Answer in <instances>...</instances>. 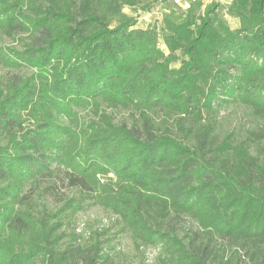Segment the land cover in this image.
Wrapping results in <instances>:
<instances>
[{
  "label": "trees",
  "instance_id": "obj_1",
  "mask_svg": "<svg viewBox=\"0 0 264 264\" xmlns=\"http://www.w3.org/2000/svg\"><path fill=\"white\" fill-rule=\"evenodd\" d=\"M141 3L0 0V27L32 38L1 50V62L33 69L0 86V264H116L102 232L60 244L65 217L85 200L138 247L157 248L160 264H264V158L249 137L219 141L213 118L240 105L264 119V0H233L234 27L219 4L201 12L200 1L161 29L113 25ZM103 104L132 110L141 127L107 114L81 121L78 109ZM155 112L185 136L195 129V143L157 127ZM43 186L75 192L36 213ZM185 218L196 229L182 235Z\"/></svg>",
  "mask_w": 264,
  "mask_h": 264
},
{
  "label": "rangeland",
  "instance_id": "obj_2",
  "mask_svg": "<svg viewBox=\"0 0 264 264\" xmlns=\"http://www.w3.org/2000/svg\"><path fill=\"white\" fill-rule=\"evenodd\" d=\"M141 1L140 6L125 7L122 15L117 18L113 25H117L127 19H132L137 21V27H156L161 29L164 18H171L177 22H182L186 19L189 7L194 1L201 2V12L210 5L219 4L223 18L232 27L237 24L236 19L230 18L226 14V7L230 5L231 0H183L182 4H178L174 0ZM186 3L187 8H184ZM31 40L32 38L29 34L17 32L10 35L0 27V51H8V49L24 50ZM160 47L168 52L162 39H160ZM173 66H180V61L174 62ZM32 73L33 69L28 67L20 69L8 68L1 62L0 58V86L6 85L15 75L26 77ZM97 114L111 116L114 124H127L129 127L136 125L138 128L142 124L140 117L129 109L108 107L106 104L101 106L99 113H96L94 107L78 109V115L82 122L98 120L99 116ZM152 117L157 127H162L163 130L169 129L177 138L191 145L195 143V129L190 132L189 136H185V133L177 128L175 118H170L162 112H155L152 114ZM213 118L217 121L214 133L219 141L227 136H231L238 141L249 137L253 140L252 150L254 153L259 154L261 159L264 158V130L262 128L264 127V119L256 116L252 110L240 105L222 108ZM208 123L209 118L203 121V124ZM44 188L43 186L35 195L32 207H34L33 209L36 213L42 211L45 207L52 212H56L63 205V200L75 192L68 186H57L58 195H52L50 189ZM181 226L179 229L182 235L185 234V230L188 228L196 229V224L188 218H185ZM97 232H102L111 238L112 245L109 249L116 264H160L157 248L138 247L130 235L122 230L121 222L113 213L88 200L84 201L81 210L71 216L65 217L60 231V244L65 246L75 237L80 238L82 241H89Z\"/></svg>",
  "mask_w": 264,
  "mask_h": 264
},
{
  "label": "built area",
  "instance_id": "obj_3",
  "mask_svg": "<svg viewBox=\"0 0 264 264\" xmlns=\"http://www.w3.org/2000/svg\"><path fill=\"white\" fill-rule=\"evenodd\" d=\"M178 4H182L183 0H174ZM187 3L184 5V8H187Z\"/></svg>",
  "mask_w": 264,
  "mask_h": 264
},
{
  "label": "crops",
  "instance_id": "obj_4",
  "mask_svg": "<svg viewBox=\"0 0 264 264\" xmlns=\"http://www.w3.org/2000/svg\"><path fill=\"white\" fill-rule=\"evenodd\" d=\"M232 1H233V0H231V2H230L229 4H231V3H232ZM230 18H233V17H230ZM234 19H235V18H234ZM236 22H237V24H238V20H237V19H236ZM237 24H236V25H237Z\"/></svg>",
  "mask_w": 264,
  "mask_h": 264
}]
</instances>
